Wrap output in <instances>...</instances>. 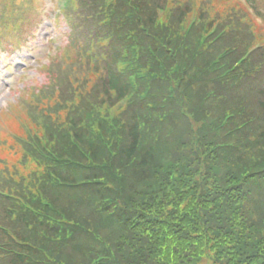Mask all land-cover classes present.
Segmentation results:
<instances>
[{"label":"trees","instance_id":"16d2710c","mask_svg":"<svg viewBox=\"0 0 264 264\" xmlns=\"http://www.w3.org/2000/svg\"><path fill=\"white\" fill-rule=\"evenodd\" d=\"M65 14V46L3 113L0 264H264V0ZM40 16L0 0V50Z\"/></svg>","mask_w":264,"mask_h":264},{"label":"rangeland","instance_id":"374dc122","mask_svg":"<svg viewBox=\"0 0 264 264\" xmlns=\"http://www.w3.org/2000/svg\"><path fill=\"white\" fill-rule=\"evenodd\" d=\"M38 1L40 10L44 12V20L41 19L39 25L33 28V38L21 49L11 51L10 54L7 51L0 53V110L18 102L19 91L25 87L24 82L42 80L39 75L40 65L49 60L51 50H56L51 48V44L56 46L63 42L64 33L68 30L66 25L53 19L58 7L57 0ZM56 36L58 41L51 42Z\"/></svg>","mask_w":264,"mask_h":264}]
</instances>
